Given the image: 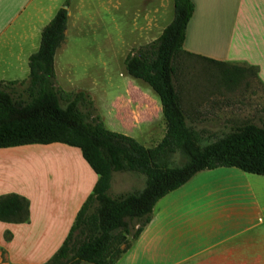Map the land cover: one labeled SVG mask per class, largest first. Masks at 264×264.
Masks as SVG:
<instances>
[{"label": "crops", "instance_id": "crops-1", "mask_svg": "<svg viewBox=\"0 0 264 264\" xmlns=\"http://www.w3.org/2000/svg\"><path fill=\"white\" fill-rule=\"evenodd\" d=\"M61 1L0 0V80L28 82L29 55ZM110 1L116 31L124 20L133 43L155 39L165 26L147 37L165 0ZM192 1L183 48L202 58L253 66L264 85V0ZM70 14L69 6L63 41ZM130 79H124L126 91ZM140 94L159 100L157 93ZM159 107L151 117L126 116L125 127L131 129L135 119H158ZM115 172L111 194L144 185L141 175L129 171H121L125 182L116 184ZM96 179L77 146L53 141L0 147V194L15 192L29 200L26 221L0 219V264H44L62 244ZM114 264H264V174L236 166L196 172L155 202L151 220Z\"/></svg>", "mask_w": 264, "mask_h": 264}, {"label": "trees", "instance_id": "trees-1", "mask_svg": "<svg viewBox=\"0 0 264 264\" xmlns=\"http://www.w3.org/2000/svg\"><path fill=\"white\" fill-rule=\"evenodd\" d=\"M173 4V17L161 33L132 48L123 61L127 74L147 82L159 96L165 132L153 146L108 128L101 114L81 110L79 103L86 99L83 90L56 86L54 56L67 26L65 6L42 27L39 47L29 55L28 99L13 96L11 86L16 80H0V147L64 142L79 147L97 174L65 239L44 264H114L151 220L155 202L202 169L236 166L264 174V125L244 121L201 143L199 131L189 123L174 76L180 54L191 55L183 42L194 4L192 0H173ZM129 92L131 97L125 95L121 103L126 105L128 118L133 105L145 102L144 96ZM114 171L142 174L144 185L111 194ZM28 218L27 197L0 194L1 220Z\"/></svg>", "mask_w": 264, "mask_h": 264}, {"label": "rangeland", "instance_id": "rangeland-1", "mask_svg": "<svg viewBox=\"0 0 264 264\" xmlns=\"http://www.w3.org/2000/svg\"><path fill=\"white\" fill-rule=\"evenodd\" d=\"M62 1L61 6L70 3L67 8L70 6L71 14L66 38L56 50V86L72 92L83 90L86 99L79 103L81 110L101 114L108 128L134 136L146 146L155 145L165 132L162 112L158 119L140 123L135 119L128 129L124 124L128 120L126 105L120 106L127 91L138 96L140 91L156 95L147 82L127 74L123 62L132 48L146 42L133 43L124 20L116 31L112 22L115 10L110 0ZM162 9L158 23L150 25L147 36L150 39L172 19L173 0H165ZM233 65L239 64L216 63L186 53L178 57L174 82L189 123L200 133L201 143L214 140L244 121L264 125V85L256 80L253 67L239 65L242 69H238ZM128 77L132 78V84L126 91L124 79ZM27 84L23 81L11 86L13 96L27 100ZM144 100L143 105L132 106L133 116L147 118L160 110V100L156 101L153 95L144 96ZM115 173L116 184L124 183L126 173ZM139 175L144 179V175Z\"/></svg>", "mask_w": 264, "mask_h": 264}, {"label": "water", "instance_id": "water-1", "mask_svg": "<svg viewBox=\"0 0 264 264\" xmlns=\"http://www.w3.org/2000/svg\"><path fill=\"white\" fill-rule=\"evenodd\" d=\"M65 7H66V5H65Z\"/></svg>", "mask_w": 264, "mask_h": 264}]
</instances>
